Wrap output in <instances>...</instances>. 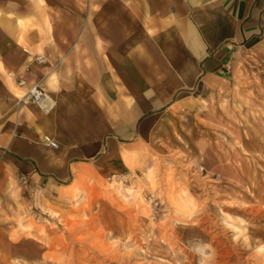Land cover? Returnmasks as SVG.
Wrapping results in <instances>:
<instances>
[{"label": "crops", "instance_id": "crops-1", "mask_svg": "<svg viewBox=\"0 0 264 264\" xmlns=\"http://www.w3.org/2000/svg\"><path fill=\"white\" fill-rule=\"evenodd\" d=\"M254 48L264 0H0V201L97 198L228 93ZM37 82L47 113L26 93Z\"/></svg>", "mask_w": 264, "mask_h": 264}, {"label": "rangeland", "instance_id": "rangeland-1", "mask_svg": "<svg viewBox=\"0 0 264 264\" xmlns=\"http://www.w3.org/2000/svg\"><path fill=\"white\" fill-rule=\"evenodd\" d=\"M154 149L97 198L1 200L0 264H264V49Z\"/></svg>", "mask_w": 264, "mask_h": 264}, {"label": "built area", "instance_id": "built-area-1", "mask_svg": "<svg viewBox=\"0 0 264 264\" xmlns=\"http://www.w3.org/2000/svg\"><path fill=\"white\" fill-rule=\"evenodd\" d=\"M19 84L23 85L24 82L20 81ZM26 93H27V95H29L31 97V100L33 102H35L36 104H38L40 106V108L44 112L47 113L53 108V106H54L53 100L49 97V95L39 85L38 82L31 85L28 88ZM43 140H44V143L48 146H51L53 148L58 147V144L54 141V139L49 137V136H44Z\"/></svg>", "mask_w": 264, "mask_h": 264}, {"label": "bare ground", "instance_id": "bare-ground-1", "mask_svg": "<svg viewBox=\"0 0 264 264\" xmlns=\"http://www.w3.org/2000/svg\"><path fill=\"white\" fill-rule=\"evenodd\" d=\"M20 94V93H19ZM24 94V93H23ZM20 95H22V94H20Z\"/></svg>", "mask_w": 264, "mask_h": 264}]
</instances>
